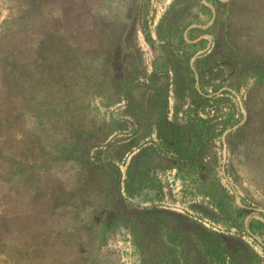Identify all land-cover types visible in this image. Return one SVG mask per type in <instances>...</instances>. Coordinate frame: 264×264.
Here are the masks:
<instances>
[{
	"label": "rangeland",
	"instance_id": "374dc122",
	"mask_svg": "<svg viewBox=\"0 0 264 264\" xmlns=\"http://www.w3.org/2000/svg\"><path fill=\"white\" fill-rule=\"evenodd\" d=\"M5 16L0 196L44 214L45 264H264V0Z\"/></svg>",
	"mask_w": 264,
	"mask_h": 264
},
{
	"label": "crops",
	"instance_id": "0c3cea01",
	"mask_svg": "<svg viewBox=\"0 0 264 264\" xmlns=\"http://www.w3.org/2000/svg\"><path fill=\"white\" fill-rule=\"evenodd\" d=\"M1 18L2 24L6 16ZM10 203L0 198V264H45L42 222L38 226V216H33L35 225H29L25 213L12 214Z\"/></svg>",
	"mask_w": 264,
	"mask_h": 264
},
{
	"label": "trees",
	"instance_id": "16d2710c",
	"mask_svg": "<svg viewBox=\"0 0 264 264\" xmlns=\"http://www.w3.org/2000/svg\"><path fill=\"white\" fill-rule=\"evenodd\" d=\"M5 78L10 79V78H11V74L8 73L7 75L4 74V75H1V76H0V79H5ZM5 195H6V194H4L3 196H0V198H6ZM8 200H10V199H8ZM11 201H12V200H10V202H11ZM16 201H19V206H20V211H19L18 213H21V214H24V213H25V214L28 216V218H29L30 216H33V215H35V216H40V217H42V218L45 217L44 214H43L42 212H40V214H30V215H29L28 212H27V210L25 211V207L27 206V201H26L25 198H23L22 196H21V197L19 196V199L16 200ZM22 202H23V208L21 207ZM22 209H24V210H22ZM31 211H34V210H31ZM12 214H15V213L13 212ZM44 236H46V237H44V249H45V242H47L48 239L53 241V239H52V237H51L50 232H49V233H48V232L45 233V231H44ZM55 241H57V240H55ZM43 252H44V251H43ZM44 258H45V255H44ZM45 260H46V258H45Z\"/></svg>",
	"mask_w": 264,
	"mask_h": 264
}]
</instances>
